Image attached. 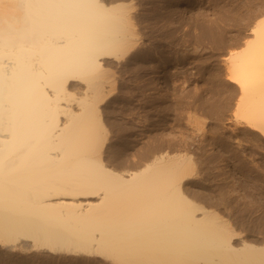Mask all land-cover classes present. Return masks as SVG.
Here are the masks:
<instances>
[{
  "label": "bare ground",
  "instance_id": "6f19581e",
  "mask_svg": "<svg viewBox=\"0 0 264 264\" xmlns=\"http://www.w3.org/2000/svg\"><path fill=\"white\" fill-rule=\"evenodd\" d=\"M189 2L155 0L151 11L179 16ZM123 6L120 0H0V246L94 255L110 264H264V242L243 238L215 209L186 194L191 155L154 145L158 134L134 169L107 167L116 144L105 117L113 111L108 98L116 82L109 66L127 54V63L136 61L131 50L139 41L136 16ZM257 20L251 38L222 59L238 92L232 121L264 140V14ZM153 58L159 68L142 88L158 98L168 94L169 69L176 68L168 69L165 53ZM231 176L222 182L230 193L216 182L237 194Z\"/></svg>",
  "mask_w": 264,
  "mask_h": 264
},
{
  "label": "rangeland",
  "instance_id": "374dc122",
  "mask_svg": "<svg viewBox=\"0 0 264 264\" xmlns=\"http://www.w3.org/2000/svg\"><path fill=\"white\" fill-rule=\"evenodd\" d=\"M120 1H123V5L126 8L129 7L128 11L136 16L134 22L139 34V36L136 34V38L140 42L137 41L138 46H134L136 48L131 50L132 55L137 57L136 61L134 60L135 62L127 63L126 60L131 57L127 54L120 58L119 62H116L117 64L114 62L109 66L111 67L109 71L114 75L116 82L114 81V89L111 90L113 93L110 91L111 94L108 98L112 103H109V108H112L113 111L110 110V113L108 112L110 115L108 114L105 117L108 120L106 123L110 124L108 125L110 128L106 126L108 127L107 131L111 129L108 135L114 137L116 144L114 143L115 145L109 153V157L105 158L106 164H108L107 167L115 168L116 171L124 168L134 169V163L143 159L142 155L149 147V137L158 134L159 136H157L156 142L154 141V145L158 144L160 147L164 145L162 149L168 148L170 152L180 151L191 155L193 172L191 171L189 179L185 181V184L188 185L184 184L185 187L183 186L185 192L190 191L191 193L186 194L194 201L196 200L195 202L198 204L206 205L212 210L215 209L214 212L216 211L215 213L219 214L218 216H222L221 219H224L225 223H228L235 231H240L243 238L251 242L263 243L264 140H260L258 135L249 132L248 129L247 132H245V128L243 131L241 124L235 125V122L232 121L235 108L234 101H236L235 98L238 92L226 80L225 64L222 58L228 53V50L251 38V27L264 14H261L264 12V0H188L191 3L186 4L181 14L179 16L172 15L171 18L167 13L168 16L166 14L164 16L151 11V3L155 0ZM176 3L180 4V0H176ZM137 48L138 50H136ZM159 53H165V59L168 58L171 61L168 69L176 68L177 70L175 69L174 73L170 72L169 69V75L172 74V76L167 89L168 94L165 92L167 95L158 97V99L152 95L151 98L149 93H146L142 87H145L143 85L147 86V82L149 84L152 81L156 69L159 68L160 60L153 58ZM133 67L135 68L133 69ZM142 89L147 95L143 94ZM233 89H236V91ZM195 100H197V104L196 102L194 104ZM198 101L200 102L198 103ZM196 105L200 107L197 106V108ZM150 114L155 116V118L152 117L153 120H151ZM148 119L150 120L148 121ZM113 120L114 122H111ZM162 120L164 123L166 121V126L158 128ZM194 131H196V134ZM186 139L187 141H185ZM177 148H180V150ZM197 156L201 157L198 158ZM216 165H219L217 170ZM208 167L211 168V171ZM222 167L225 168L222 170ZM224 170H228V176L233 174L234 178L231 176L230 179L235 180H232V182H236L237 184L234 183L236 186H242H238L240 187L239 190L235 186L238 191L237 194H234L236 193L234 191L231 193L232 195L229 194L232 189L222 184L225 178L229 179L227 175L225 177L226 172ZM215 171H218L219 175ZM208 172H210V175ZM212 175L217 176V178ZM216 179L217 182L220 181L222 187L226 186L230 190L219 189L221 186L218 185ZM193 188L194 190L197 188L196 192L192 191ZM219 190L222 193L226 190L230 192L226 191L227 193L221 195ZM249 202L253 207L249 205ZM245 205L246 207H244ZM48 252L36 248L35 250L30 248L28 251H21V249L10 251L0 246V264H110V261L96 256L93 257L94 255L87 257L85 254Z\"/></svg>",
  "mask_w": 264,
  "mask_h": 264
}]
</instances>
